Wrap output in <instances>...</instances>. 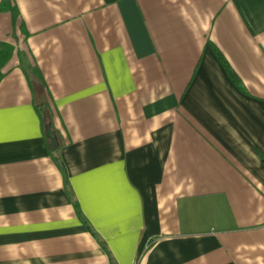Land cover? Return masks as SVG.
<instances>
[{
  "label": "crops",
  "instance_id": "obj_1",
  "mask_svg": "<svg viewBox=\"0 0 264 264\" xmlns=\"http://www.w3.org/2000/svg\"><path fill=\"white\" fill-rule=\"evenodd\" d=\"M112 263L264 264V0H0V264Z\"/></svg>",
  "mask_w": 264,
  "mask_h": 264
},
{
  "label": "water",
  "instance_id": "obj_2",
  "mask_svg": "<svg viewBox=\"0 0 264 264\" xmlns=\"http://www.w3.org/2000/svg\"><path fill=\"white\" fill-rule=\"evenodd\" d=\"M50 127H51V125L48 124V125H46L45 128H46V134H47L49 141H50L49 148L51 151H54V150L59 148V141H57L58 137H57L56 133L54 131H52V129Z\"/></svg>",
  "mask_w": 264,
  "mask_h": 264
},
{
  "label": "trees",
  "instance_id": "obj_3",
  "mask_svg": "<svg viewBox=\"0 0 264 264\" xmlns=\"http://www.w3.org/2000/svg\"><path fill=\"white\" fill-rule=\"evenodd\" d=\"M215 55L218 58V60L222 63V65L224 66V68L229 72V74L233 77V74L229 68V65L227 64L226 60L224 59V57L222 56V54L216 49H214ZM234 78V77H233ZM115 264V263H112Z\"/></svg>",
  "mask_w": 264,
  "mask_h": 264
}]
</instances>
